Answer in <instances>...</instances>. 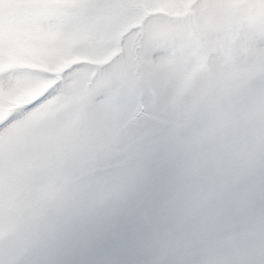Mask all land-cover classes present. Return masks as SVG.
Returning <instances> with one entry per match:
<instances>
[{"label": "rangeland", "instance_id": "374dc122", "mask_svg": "<svg viewBox=\"0 0 264 264\" xmlns=\"http://www.w3.org/2000/svg\"><path fill=\"white\" fill-rule=\"evenodd\" d=\"M0 264H264V0H0Z\"/></svg>", "mask_w": 264, "mask_h": 264}, {"label": "snow or ice", "instance_id": "6c2138e0", "mask_svg": "<svg viewBox=\"0 0 264 264\" xmlns=\"http://www.w3.org/2000/svg\"><path fill=\"white\" fill-rule=\"evenodd\" d=\"M232 180H233L232 174H225L222 177L220 183L213 190L210 191L209 195L222 196L230 187Z\"/></svg>", "mask_w": 264, "mask_h": 264}, {"label": "trees", "instance_id": "16d2710c", "mask_svg": "<svg viewBox=\"0 0 264 264\" xmlns=\"http://www.w3.org/2000/svg\"><path fill=\"white\" fill-rule=\"evenodd\" d=\"M134 114H132L125 122L124 126L128 125L135 117V115L137 114V112H133Z\"/></svg>", "mask_w": 264, "mask_h": 264}]
</instances>
